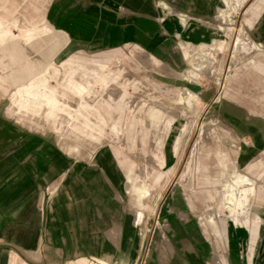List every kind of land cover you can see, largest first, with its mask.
I'll use <instances>...</instances> for the list:
<instances>
[{
    "label": "rangeland",
    "instance_id": "1",
    "mask_svg": "<svg viewBox=\"0 0 264 264\" xmlns=\"http://www.w3.org/2000/svg\"><path fill=\"white\" fill-rule=\"evenodd\" d=\"M263 7L264 0H242L238 12L223 20L207 19L209 30L199 31L194 40L180 28L201 20L175 10L171 17L176 29L161 32V37L176 40L161 52L173 60L157 66L138 62L137 55L149 52L130 45L78 52L88 57L86 65L126 73L116 79L123 88L117 97L122 105H113L122 107L121 123L148 122L154 113V125L104 126L96 119L75 126V95H97L95 87L107 85L104 78L84 72L75 77V62H54L42 78L32 80L37 84L18 87L1 77L7 64L0 61L1 129L7 131L11 117L23 128L56 136L59 140L50 145L57 149L77 155L111 153L127 180L129 209L145 216L135 240L140 252L132 256V264L136 259L151 263V249L160 245L165 248L160 264H168L172 255L201 264H264V46L248 24ZM15 34L23 37L22 32ZM10 35L0 25V58ZM100 54H112L117 61L94 62ZM56 70L66 73L59 76ZM18 102L24 111L14 110ZM40 109L47 122L37 117ZM63 119L67 125H52ZM0 145L6 154L7 144ZM234 174L249 179L253 187L240 210L226 204L228 189L239 181ZM245 181L236 188L249 186Z\"/></svg>",
    "mask_w": 264,
    "mask_h": 264
},
{
    "label": "crops",
    "instance_id": "2",
    "mask_svg": "<svg viewBox=\"0 0 264 264\" xmlns=\"http://www.w3.org/2000/svg\"><path fill=\"white\" fill-rule=\"evenodd\" d=\"M241 1L0 0V25L11 32L6 41L7 51L12 49V54L5 51L1 55L0 61L7 64L1 77L21 87L42 78L48 72V63L73 61L75 77L84 72L88 77L107 81L106 86L95 87L97 95H75V126L96 119L104 126L154 125V113L148 122H138L136 118L134 123H121L122 107L116 106L122 105L117 97L123 88L116 79L126 73L86 65L90 63L88 57L78 52L130 45L149 52L137 55L142 64L170 62L172 56L161 52L176 40L161 37V32L176 29L171 17L175 10L201 20L180 28L188 30L187 36L194 40L201 36L199 31L209 30L207 19L223 20L238 12ZM246 1L249 0L243 3ZM256 9L250 8L248 14L254 15ZM248 24L264 46V7ZM16 32H22L23 37L17 39ZM116 59L112 54H100L93 61L107 63ZM56 71L59 76L66 73ZM163 85L166 87V83ZM18 106L19 102L14 110H25ZM140 110L143 117V108ZM37 117L47 122L43 109ZM60 121L52 125H67L64 119ZM7 126L3 132L0 124V144L6 143L8 149L5 154L0 145V264H132V256L140 252L135 240L140 238V223L145 216L143 211L129 209L127 180L113 163L111 153L99 150L77 155L51 146L59 140L56 136L23 128L11 117ZM235 179H239L236 184L244 182L238 175ZM247 180L249 186L237 189L235 184L228 189V206L239 210L246 207L253 190L252 182ZM170 202L169 199L168 207ZM153 219L154 213L151 225ZM157 249L152 247L150 253L155 260L147 264H160L159 254H164L165 248L160 245ZM137 260L135 264H139ZM168 264L201 263L182 262L181 256L172 255Z\"/></svg>",
    "mask_w": 264,
    "mask_h": 264
},
{
    "label": "bare ground",
    "instance_id": "3",
    "mask_svg": "<svg viewBox=\"0 0 264 264\" xmlns=\"http://www.w3.org/2000/svg\"><path fill=\"white\" fill-rule=\"evenodd\" d=\"M249 17V16H248ZM237 177V175L236 174H234L233 175V177ZM240 177H242L244 180H247L244 176H240ZM237 191V190H236ZM227 198H230V193H229V191L227 192Z\"/></svg>",
    "mask_w": 264,
    "mask_h": 264
}]
</instances>
